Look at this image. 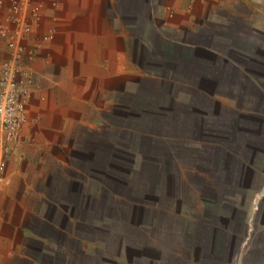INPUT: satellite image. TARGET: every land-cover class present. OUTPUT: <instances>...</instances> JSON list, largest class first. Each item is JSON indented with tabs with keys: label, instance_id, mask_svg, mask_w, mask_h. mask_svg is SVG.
<instances>
[{
	"label": "crops",
	"instance_id": "0c3cea01",
	"mask_svg": "<svg viewBox=\"0 0 264 264\" xmlns=\"http://www.w3.org/2000/svg\"><path fill=\"white\" fill-rule=\"evenodd\" d=\"M55 15L46 193L0 264H264V0Z\"/></svg>",
	"mask_w": 264,
	"mask_h": 264
},
{
	"label": "rangeland",
	"instance_id": "374dc122",
	"mask_svg": "<svg viewBox=\"0 0 264 264\" xmlns=\"http://www.w3.org/2000/svg\"><path fill=\"white\" fill-rule=\"evenodd\" d=\"M60 2L0 0V78L15 82L17 94L9 115L12 86L7 81L4 89L0 87V121L11 119L0 128V248L8 252L16 221L28 218H16L13 213L17 208L35 210L39 199L31 193H46V129L40 127L38 114L46 90L37 84L46 54L38 52L56 34L55 14ZM12 30L20 46L15 52L6 41ZM32 100L36 106H31ZM6 125L8 128L3 129Z\"/></svg>",
	"mask_w": 264,
	"mask_h": 264
},
{
	"label": "built area",
	"instance_id": "2783aa9c",
	"mask_svg": "<svg viewBox=\"0 0 264 264\" xmlns=\"http://www.w3.org/2000/svg\"><path fill=\"white\" fill-rule=\"evenodd\" d=\"M17 40H18V37L16 36V31L12 30V32L10 34L7 35V38H6V41L8 46H9V49H11L12 51H18L20 49V46L17 44ZM14 51V52H15ZM9 81L10 85L12 86L11 89H10V94H9V99L12 102H14L15 98L17 97V94H16V84L15 82L9 80L8 78H0V87L3 88L4 87V83ZM4 89V88H3ZM8 99V100H9ZM9 101H8V113L9 115L12 113L11 111L13 110V108L15 107V104H11ZM8 120V122H10V118H6V119H3V121H0V128L3 126L4 123H6ZM8 126H4L3 129H7Z\"/></svg>",
	"mask_w": 264,
	"mask_h": 264
}]
</instances>
